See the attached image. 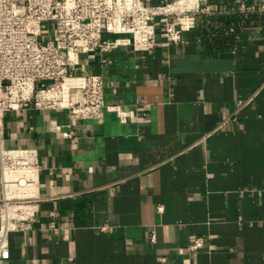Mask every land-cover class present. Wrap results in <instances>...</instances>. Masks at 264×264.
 Returning a JSON list of instances; mask_svg holds the SVG:
<instances>
[{"label":"crops","instance_id":"0c3cea01","mask_svg":"<svg viewBox=\"0 0 264 264\" xmlns=\"http://www.w3.org/2000/svg\"><path fill=\"white\" fill-rule=\"evenodd\" d=\"M198 1L182 43L104 33L118 46L82 57L69 87L102 75V119L72 121L66 103L6 114L0 148L41 165L8 264H264V13Z\"/></svg>","mask_w":264,"mask_h":264},{"label":"built area","instance_id":"2783aa9c","mask_svg":"<svg viewBox=\"0 0 264 264\" xmlns=\"http://www.w3.org/2000/svg\"><path fill=\"white\" fill-rule=\"evenodd\" d=\"M0 0V139L8 112L34 107L56 110L66 103L72 121L99 120L113 107L105 99L102 75L85 74L70 88L84 55H104L118 45L104 33L129 36L148 50L182 43L179 17L203 12L198 0ZM242 12L264 13V0L241 4ZM63 138L71 131L60 128ZM41 170L32 148H0V264H8V236L32 214L33 193ZM203 238L190 246L197 252ZM69 259L66 264H72Z\"/></svg>","mask_w":264,"mask_h":264}]
</instances>
